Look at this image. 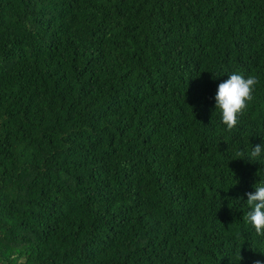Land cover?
Here are the masks:
<instances>
[{"label":"trees","instance_id":"16d2710c","mask_svg":"<svg viewBox=\"0 0 264 264\" xmlns=\"http://www.w3.org/2000/svg\"><path fill=\"white\" fill-rule=\"evenodd\" d=\"M257 144L264 0H0V264H264Z\"/></svg>","mask_w":264,"mask_h":264},{"label":"clouds","instance_id":"9594fccd","mask_svg":"<svg viewBox=\"0 0 264 264\" xmlns=\"http://www.w3.org/2000/svg\"><path fill=\"white\" fill-rule=\"evenodd\" d=\"M258 79L255 76L245 78L241 74L233 73L228 79L218 85L215 96L216 108L222 112V123L228 131L238 124V118L244 114L248 104L254 99L253 93ZM264 154V144H257L249 154L250 159H258ZM243 157L244 152H238ZM254 192H248L247 205L251 210L247 213L246 220L255 229L257 235L264 236V184L255 186ZM256 264H261L256 261Z\"/></svg>","mask_w":264,"mask_h":264}]
</instances>
